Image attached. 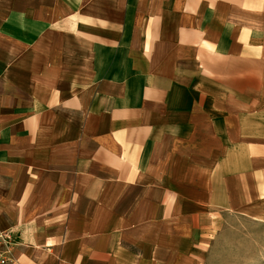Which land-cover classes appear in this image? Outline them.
<instances>
[{"label": "crops", "instance_id": "1", "mask_svg": "<svg viewBox=\"0 0 264 264\" xmlns=\"http://www.w3.org/2000/svg\"><path fill=\"white\" fill-rule=\"evenodd\" d=\"M0 229L13 264H264V0H0Z\"/></svg>", "mask_w": 264, "mask_h": 264}, {"label": "built area", "instance_id": "2", "mask_svg": "<svg viewBox=\"0 0 264 264\" xmlns=\"http://www.w3.org/2000/svg\"><path fill=\"white\" fill-rule=\"evenodd\" d=\"M16 243L12 230L0 229V264H13V249Z\"/></svg>", "mask_w": 264, "mask_h": 264}, {"label": "rangeland", "instance_id": "3", "mask_svg": "<svg viewBox=\"0 0 264 264\" xmlns=\"http://www.w3.org/2000/svg\"><path fill=\"white\" fill-rule=\"evenodd\" d=\"M226 240L229 241L230 238H225V239L223 238V239H222V241H223V245H225V241H226Z\"/></svg>", "mask_w": 264, "mask_h": 264}]
</instances>
